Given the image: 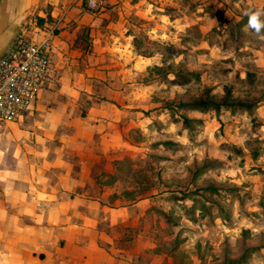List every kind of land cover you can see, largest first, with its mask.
Wrapping results in <instances>:
<instances>
[{
	"label": "rangeland",
	"instance_id": "rangeland-1",
	"mask_svg": "<svg viewBox=\"0 0 264 264\" xmlns=\"http://www.w3.org/2000/svg\"><path fill=\"white\" fill-rule=\"evenodd\" d=\"M141 1L145 16H130L123 27L113 22L101 32L124 45L114 52L127 55L130 106L138 112L131 116L130 159L114 177L119 180L114 195L141 204L136 213L146 228L136 241L130 232L129 242L119 246L163 255L179 241L177 264L187 257L188 264H238L243 253L248 264H264V29L257 34L247 25L240 41L233 26L248 18L246 12L264 11V0ZM223 17L233 28L217 38L211 30ZM214 41L220 47L209 46ZM171 48L181 53L171 55ZM135 59L141 65L133 66ZM177 72L197 73L200 81L174 86ZM227 93L229 101H256L254 115L182 107L203 100L220 104ZM183 119L194 121L192 128ZM249 142L255 143L256 158ZM216 162L223 166L198 174ZM193 200L209 207L213 219L202 211L195 223L188 221ZM154 209L171 215L176 226Z\"/></svg>",
	"mask_w": 264,
	"mask_h": 264
},
{
	"label": "crops",
	"instance_id": "crops-1",
	"mask_svg": "<svg viewBox=\"0 0 264 264\" xmlns=\"http://www.w3.org/2000/svg\"><path fill=\"white\" fill-rule=\"evenodd\" d=\"M103 1L96 14L84 0H0V61L21 36L56 47L22 118L0 120V264H177L178 251L119 246L146 228L141 204L114 195L138 112L124 45L101 32L148 9Z\"/></svg>",
	"mask_w": 264,
	"mask_h": 264
},
{
	"label": "built area",
	"instance_id": "built-area-1",
	"mask_svg": "<svg viewBox=\"0 0 264 264\" xmlns=\"http://www.w3.org/2000/svg\"><path fill=\"white\" fill-rule=\"evenodd\" d=\"M89 11L101 10L103 0H85ZM56 47L46 41L19 37L0 61V120L19 121L40 87L53 74L51 55Z\"/></svg>",
	"mask_w": 264,
	"mask_h": 264
},
{
	"label": "trees",
	"instance_id": "trees-1",
	"mask_svg": "<svg viewBox=\"0 0 264 264\" xmlns=\"http://www.w3.org/2000/svg\"><path fill=\"white\" fill-rule=\"evenodd\" d=\"M84 4H85V0H84ZM100 10H94L91 11L93 13H99ZM235 27H237V31L235 34L237 36V38H240V41L244 38V36L242 34H244L245 30L244 28L248 25V18L243 19L242 21H236L233 23ZM230 27V28H229ZM232 23L230 19H226L223 17L222 20H220V23L218 24V28H214L212 29V33H216L217 34V38L222 37L223 35H225L226 32H229L230 30H232ZM191 30V29H189ZM192 31H196L194 30V28H192ZM251 32L256 33L253 29L250 28ZM236 38V39H237ZM245 40V39H243ZM209 46L212 47H220L219 42H213V43H209ZM174 48V47H173ZM171 48L170 54L171 55H179L181 52H178L176 49ZM172 74V73H171ZM174 79L173 81H171V84L174 86H185L188 85L190 83H198L200 81V75L197 73H192V72H188V73H173ZM166 80H169L168 77L166 78ZM229 93H227V97L224 98V101L222 103H213L210 100H203V101H199L198 103H194V104H190V105H183L182 107L191 111H200V112H208V111H214L215 113H219L222 112L221 109L225 108L226 110H228L231 114H236L237 112H248L251 116L254 115V112L256 111V109L258 108V103L256 101H252V102H238V101H229ZM195 123L192 120L189 119H183V125L185 126V128H192V124ZM255 143L254 142H249L247 143V147L248 149H250L251 151V155L253 158L257 157V153L255 151ZM223 166V163L221 162H216V163H209L206 165H203L201 167V169L198 171V174H202L203 172H205L206 170H213V169H218L221 168ZM206 190H211L209 189H205L204 192H206ZM188 197H186L187 199ZM185 199V198H184ZM217 208H219L218 210L221 211V208L217 206ZM181 209H184L183 207H181ZM155 213L159 214L161 217H163L166 222L172 226H176L175 223V219L169 215L164 213L161 209H154L152 210ZM189 211V217H187V220L195 223L197 221V216L196 212H202L204 211V215L203 216H207V217H212V210L209 209V207H207L204 203H201L200 201L194 202V200L192 201L190 207L188 208ZM217 217V216H216ZM218 218H220L223 221H226V218L228 217H220L218 216ZM224 218V219H223ZM179 241L176 242V244L174 245L173 248L169 249V254H172L173 252L178 251V249L180 248L178 245ZM180 244V243H179ZM253 250L250 251V255H252ZM190 261L193 262V254H191L190 256ZM175 263H177V257L174 255L173 256ZM188 257L185 259V264H188L187 261ZM248 254L247 253H243L241 255V258L239 260L238 264H248ZM182 264L183 260H182Z\"/></svg>",
	"mask_w": 264,
	"mask_h": 264
},
{
	"label": "clouds",
	"instance_id": "clouds-1",
	"mask_svg": "<svg viewBox=\"0 0 264 264\" xmlns=\"http://www.w3.org/2000/svg\"><path fill=\"white\" fill-rule=\"evenodd\" d=\"M245 15L248 16V27L253 29L257 34L261 33V30L264 29V20L261 19L264 16V11L255 10L246 12Z\"/></svg>",
	"mask_w": 264,
	"mask_h": 264
}]
</instances>
